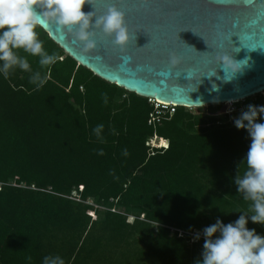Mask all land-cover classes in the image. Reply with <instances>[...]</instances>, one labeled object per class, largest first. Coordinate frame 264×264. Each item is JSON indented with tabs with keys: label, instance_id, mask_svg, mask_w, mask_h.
<instances>
[{
	"label": "trees",
	"instance_id": "trees-1",
	"mask_svg": "<svg viewBox=\"0 0 264 264\" xmlns=\"http://www.w3.org/2000/svg\"><path fill=\"white\" fill-rule=\"evenodd\" d=\"M36 31L57 63L41 69L37 57L19 52L47 75L45 85L35 90L31 73L19 68L0 73V264H42L49 254L65 264L202 259V230L248 211L234 183L238 166L240 175L246 169L247 130L216 114L222 104L175 105L170 114L95 75L39 25ZM263 93L238 102L264 106ZM98 124L105 143L93 133ZM154 136L163 138L160 147L150 145ZM246 227L264 236V225L249 219Z\"/></svg>",
	"mask_w": 264,
	"mask_h": 264
},
{
	"label": "water",
	"instance_id": "water-1",
	"mask_svg": "<svg viewBox=\"0 0 264 264\" xmlns=\"http://www.w3.org/2000/svg\"><path fill=\"white\" fill-rule=\"evenodd\" d=\"M110 5L125 14L123 49L99 29L96 47L85 51L66 28L47 19L39 26L95 75L149 99L197 108L264 92V0H93L82 11L101 16ZM225 53L248 59L230 82L218 61Z\"/></svg>",
	"mask_w": 264,
	"mask_h": 264
},
{
	"label": "clouds",
	"instance_id": "clouds-1",
	"mask_svg": "<svg viewBox=\"0 0 264 264\" xmlns=\"http://www.w3.org/2000/svg\"><path fill=\"white\" fill-rule=\"evenodd\" d=\"M86 3L93 6V0H0V73L7 77L10 71L19 68L31 73L30 83L35 85V90L45 85L47 75H42L39 70L33 71L27 56H22L19 52L23 50L37 57L41 69L56 64L60 59L56 53L49 54L43 47V41L38 38L36 28L41 19L66 28L76 40L83 43L85 51L96 47L97 29L104 35L113 36V44L123 49L129 42L124 12L115 5H110L104 15L96 16L95 11H82ZM239 52L240 50L237 53ZM218 61L225 73V82H230L248 66V59L238 61L226 53L219 56ZM213 76H217L216 71L211 77ZM217 79L220 77L217 76ZM213 89H217L215 84ZM102 97L106 105L107 94L103 93ZM260 115H264V106L250 104L247 110L234 118L235 127L246 129L251 138L243 161L246 169L240 175L239 165L234 178L238 193L242 194L244 201L249 202L248 211L240 212L242 214L239 218L227 225L217 219L214 224L205 227L202 230V259H197L194 264H264V236L258 235L255 229L246 227L249 219L253 223L264 225V123L256 122ZM103 130V124H98L93 129L100 143L106 142ZM111 132L117 134L114 128ZM97 154L102 156L105 153L103 149H99ZM122 155H129L126 148ZM217 233L218 237L215 236ZM200 235L197 232L194 240H199ZM26 259L31 261L32 257L28 256ZM42 264H65V260L58 254H49L43 257Z\"/></svg>",
	"mask_w": 264,
	"mask_h": 264
},
{
	"label": "rangeland",
	"instance_id": "rangeland-1",
	"mask_svg": "<svg viewBox=\"0 0 264 264\" xmlns=\"http://www.w3.org/2000/svg\"><path fill=\"white\" fill-rule=\"evenodd\" d=\"M263 98H264V93L262 94ZM254 98V96H252V99ZM248 104H250V100H247V102H232V103H228L225 104L224 106H222V108L216 113L218 116L222 115L224 113H227L226 116L229 120H234V118H237L240 113L242 112L241 109L245 108L248 106ZM193 110L195 108H192ZM160 139H157L156 137H153L152 140L150 141V143L152 145H156L157 142ZM161 143V142H159Z\"/></svg>",
	"mask_w": 264,
	"mask_h": 264
},
{
	"label": "built area",
	"instance_id": "built-area-1",
	"mask_svg": "<svg viewBox=\"0 0 264 264\" xmlns=\"http://www.w3.org/2000/svg\"><path fill=\"white\" fill-rule=\"evenodd\" d=\"M151 100L152 102L154 101V104L155 106L159 105L160 107H169V113L171 114L173 112V106H175V104H167V103H163V102H160V101H157V100H154V99H149ZM242 101V100H241ZM238 102V101H237ZM190 108V107H189ZM166 109V108H165ZM242 111H245L244 109H241ZM224 114H227V113H224ZM229 120V119H228ZM233 121V120H232ZM156 137V136H154ZM157 139H160V138H157ZM152 139L149 140V143ZM151 146H161L160 143H157L156 145H152L150 143ZM0 186H1V183H0ZM79 190H81V188H79ZM70 198L74 199V200H77V201H81V198L79 197V195L77 194L76 191H72L71 194L69 195ZM89 202V201H87ZM194 240V239H192Z\"/></svg>",
	"mask_w": 264,
	"mask_h": 264
},
{
	"label": "bare ground",
	"instance_id": "bare-ground-1",
	"mask_svg": "<svg viewBox=\"0 0 264 264\" xmlns=\"http://www.w3.org/2000/svg\"><path fill=\"white\" fill-rule=\"evenodd\" d=\"M157 101H160V102L166 103V102L161 101V100H157ZM228 103H229V102H227V104H228ZM167 104H168V103H167ZM159 142H161L160 145H162V143H163V138H161L157 143H159Z\"/></svg>",
	"mask_w": 264,
	"mask_h": 264
}]
</instances>
